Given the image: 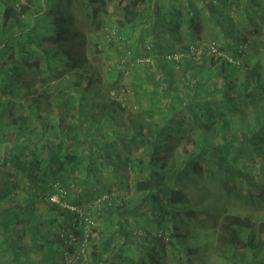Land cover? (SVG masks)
<instances>
[{
    "label": "trees",
    "instance_id": "16d2710c",
    "mask_svg": "<svg viewBox=\"0 0 264 264\" xmlns=\"http://www.w3.org/2000/svg\"><path fill=\"white\" fill-rule=\"evenodd\" d=\"M106 1L0 0V264H56L57 256L65 264L69 238L83 236L69 207L93 222L91 264H159L152 244L166 234L183 247L176 219L203 214L188 208L183 179L207 175L222 189L264 195V0H125L108 44L117 58L104 57L111 73L131 54L133 107L117 99L119 74L105 89L113 98L94 99L101 78L73 10L97 18ZM196 41L215 53L196 56ZM55 193L59 203L48 200ZM95 216L115 232L97 225L95 234ZM136 218L155 234L145 230L141 252L131 253L127 225ZM262 220L255 228L248 216L223 214L218 256L264 260ZM181 249L185 264L200 254Z\"/></svg>",
    "mask_w": 264,
    "mask_h": 264
},
{
    "label": "rangeland",
    "instance_id": "374dc122",
    "mask_svg": "<svg viewBox=\"0 0 264 264\" xmlns=\"http://www.w3.org/2000/svg\"><path fill=\"white\" fill-rule=\"evenodd\" d=\"M124 5L125 0H107L104 11H102L97 18L91 15H89L88 18V15L85 14L86 12L84 13L81 10L77 11L74 9L73 14L75 16L76 24H80L79 26L84 34V48L87 59H89L90 63L98 70L101 78V84L98 86V91L94 95V99L98 102L112 99V93H107L105 89L109 86L111 80L116 79L119 74L120 78L118 86L120 87V91L118 95L119 98L117 99L125 100L127 102V107H133L136 105L135 102L132 101L130 93L131 89L129 88V83L134 80L131 73L132 64L129 63L124 67L125 59L131 58V54L125 52V57L120 61L122 66L121 64H113L116 69L111 73H109V66H111V64L108 63L104 57V53L108 51L109 54H111V58H117L116 50L109 49L108 44L112 41H116V22L122 20L124 17L125 12L122 8ZM231 12L232 23L240 22L241 17L238 14L235 15L233 11ZM205 24L206 23L204 22L203 25L205 30L202 32V36L208 38L207 33H210V26L208 27V25ZM200 43L201 42L196 41L197 45ZM94 45H97L96 48L99 52L98 55L94 52ZM119 48L123 51L122 46H119ZM171 50L172 49H170V51ZM147 60L149 59L146 58L144 61ZM154 70L155 68H152L154 77L157 78L159 74L157 70ZM182 181V185H185L183 190L188 194L189 198L187 204L188 208L203 210V214L198 215L194 219L186 218L184 216L178 217L176 223L180 227L179 234L183 235L181 239L183 247H180L175 241L169 240V238L167 239V235L163 234L162 241H156L152 244L154 248L153 256L158 260L159 264H185V257L181 248L196 247L200 254L196 255L193 264H227L217 254V243L214 234L218 221L223 214L234 213L239 216L250 217L251 220L255 222V228H257L260 222L258 220L263 219L261 222H264V195L257 199L254 195L247 197L246 194L241 193V191L235 187L229 188L228 190L222 189V185L219 183L218 179L207 175L187 177ZM127 194L128 195H124V197H127V200H133L135 194L132 192H128ZM96 205L97 203L93 204L92 208ZM208 208H211V210ZM134 220L135 221L128 220L127 225V228H129L128 230L133 231L134 235L130 237L133 239L127 241V249L124 247V251H131V253L142 250L139 247L142 240L138 238L144 235L145 230L151 234H155V229L151 226H145L144 223H141V219L136 218ZM113 222H115V219ZM95 223V227L97 225H100V227L103 226L106 233L115 232V225L107 223L100 216H95ZM134 224L137 227L134 228ZM96 233L98 234V226L97 229H95V234ZM116 234H118V232ZM237 252L241 256L245 255L241 244L238 245ZM256 264H264V260Z\"/></svg>",
    "mask_w": 264,
    "mask_h": 264
},
{
    "label": "built area",
    "instance_id": "2783aa9c",
    "mask_svg": "<svg viewBox=\"0 0 264 264\" xmlns=\"http://www.w3.org/2000/svg\"><path fill=\"white\" fill-rule=\"evenodd\" d=\"M199 47L196 50V56L201 55L205 52L207 55L214 54L216 49L213 44L207 46L206 51L203 48L201 43L198 45ZM179 54H172L168 58L174 59L175 61L179 60ZM58 194L63 195L61 190H58ZM58 194H53L49 197V201L53 203H59ZM104 199V198H103ZM70 210L76 211L78 214L79 219L81 220L78 222V225H83V236L80 239H76L74 237L69 238L67 242V248L72 249L73 252L70 254L65 253V264H91L88 258V247H87V236L89 234V229L92 228L93 222L90 219L89 214H85V210H81L75 207H69ZM74 246L73 248H71Z\"/></svg>",
    "mask_w": 264,
    "mask_h": 264
},
{
    "label": "crops",
    "instance_id": "0c3cea01",
    "mask_svg": "<svg viewBox=\"0 0 264 264\" xmlns=\"http://www.w3.org/2000/svg\"><path fill=\"white\" fill-rule=\"evenodd\" d=\"M58 262H59V263H58ZM56 264H61V259H60L59 256H57V258H56Z\"/></svg>",
    "mask_w": 264,
    "mask_h": 264
}]
</instances>
